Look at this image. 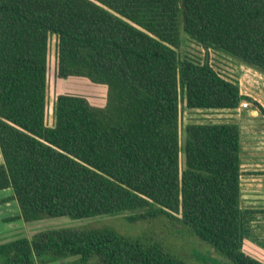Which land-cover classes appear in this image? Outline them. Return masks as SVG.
Masks as SVG:
<instances>
[{
	"label": "trees",
	"instance_id": "obj_1",
	"mask_svg": "<svg viewBox=\"0 0 264 264\" xmlns=\"http://www.w3.org/2000/svg\"><path fill=\"white\" fill-rule=\"evenodd\" d=\"M181 32L264 73V0H0V190H11L0 201L18 209L6 219L163 214L227 264H264L240 247L238 125L190 121L179 134L180 102L232 107L244 96L206 58L178 56ZM49 33L58 76L106 86L100 106L57 93L52 124ZM70 256L64 264H186L107 225L0 241V264Z\"/></svg>",
	"mask_w": 264,
	"mask_h": 264
},
{
	"label": "rangeland",
	"instance_id": "obj_2",
	"mask_svg": "<svg viewBox=\"0 0 264 264\" xmlns=\"http://www.w3.org/2000/svg\"><path fill=\"white\" fill-rule=\"evenodd\" d=\"M56 37L54 33L48 35V46L46 55V85H45V113L44 120L47 124L53 123V101L55 95L60 92L74 93L84 96L92 105H103L105 102L106 86L96 83L84 76L69 75L60 77L56 74ZM179 57L190 56L196 60L204 58L223 76L234 79L238 71L239 63L220 52L211 48H204L198 42L189 39L183 32L180 33V43L177 48ZM250 104V103H249ZM255 104L251 103V106ZM248 106V104L246 105ZM221 111L209 109H196L185 107L179 103V134L183 124L190 121H216L225 118ZM9 188L0 190V197L8 195ZM18 212L13 199L0 201V241L19 235L31 236L35 231L45 227L57 226H103L107 225L117 232L139 238L145 243L156 244L161 250L183 260L186 264H227L226 260L217 254L208 243L187 232L179 230L177 222H171L163 214L139 218L127 221L123 214L95 215L85 218L73 219L65 215L44 216L39 219L25 221L21 218L6 219L7 216ZM253 221L243 222L242 240H250L252 233L250 228ZM261 223V222H260ZM241 244V243H240ZM241 247V246H240ZM242 249V248H241ZM243 250V249H242ZM74 256L62 258L50 262V264L65 263ZM94 264V263H89Z\"/></svg>",
	"mask_w": 264,
	"mask_h": 264
},
{
	"label": "crops",
	"instance_id": "obj_3",
	"mask_svg": "<svg viewBox=\"0 0 264 264\" xmlns=\"http://www.w3.org/2000/svg\"><path fill=\"white\" fill-rule=\"evenodd\" d=\"M237 62L238 71L235 70L237 74L232 80L236 81L239 93L244 96L238 104L194 108L221 111L225 118L216 121H231L238 125L240 246L243 251L264 262V115L255 104L251 106L255 100L264 108V73ZM243 100L248 102V106L241 105ZM246 220L253 221L250 233L254 236L241 242L243 222Z\"/></svg>",
	"mask_w": 264,
	"mask_h": 264
},
{
	"label": "built area",
	"instance_id": "obj_4",
	"mask_svg": "<svg viewBox=\"0 0 264 264\" xmlns=\"http://www.w3.org/2000/svg\"><path fill=\"white\" fill-rule=\"evenodd\" d=\"M240 103H241L242 106H246L248 104V102L245 101V100L241 101Z\"/></svg>",
	"mask_w": 264,
	"mask_h": 264
}]
</instances>
